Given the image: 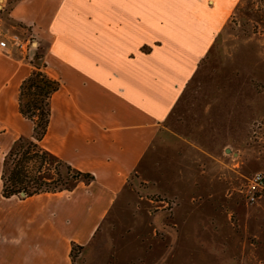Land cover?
<instances>
[{
    "label": "crops",
    "instance_id": "obj_1",
    "mask_svg": "<svg viewBox=\"0 0 264 264\" xmlns=\"http://www.w3.org/2000/svg\"><path fill=\"white\" fill-rule=\"evenodd\" d=\"M241 1L3 0L4 27L44 46L43 71L59 83L40 146L93 180L24 199L3 198L0 181V264H72L73 248L81 249L76 264L113 263L116 247L102 230L131 175L157 148L168 151L167 140L176 152H204L168 120ZM32 70L16 49L0 55V149L31 135L17 94ZM216 110L231 118V108ZM213 150L235 156L230 145ZM179 157L177 184L192 167Z\"/></svg>",
    "mask_w": 264,
    "mask_h": 264
},
{
    "label": "rangeland",
    "instance_id": "obj_2",
    "mask_svg": "<svg viewBox=\"0 0 264 264\" xmlns=\"http://www.w3.org/2000/svg\"><path fill=\"white\" fill-rule=\"evenodd\" d=\"M19 39L33 44L19 52L25 62L41 68L44 46L32 37ZM34 57H40L38 65ZM188 86L169 128L204 144V152L185 153L181 145L176 152L167 140L168 151L157 148L150 165L131 175L117 213L103 226V240L116 247L113 263L104 264H264V192L253 203L246 198L248 180L264 175V0L237 5ZM220 107L231 108L230 119ZM12 144L1 145L0 173ZM224 144L235 156L213 150ZM178 154L192 167L184 165L185 178L177 184ZM80 250L75 248L73 264Z\"/></svg>",
    "mask_w": 264,
    "mask_h": 264
},
{
    "label": "trees",
    "instance_id": "obj_3",
    "mask_svg": "<svg viewBox=\"0 0 264 264\" xmlns=\"http://www.w3.org/2000/svg\"><path fill=\"white\" fill-rule=\"evenodd\" d=\"M39 58L34 57V64ZM41 68H44V62ZM41 68L35 65L31 74L18 88V113L31 122L33 127L31 135L21 136L15 140L3 157L0 175L1 196L6 199L14 196L24 199L44 193L70 191L74 188L73 184L80 180L85 183L93 180L90 174L73 170L40 146L46 135L51 115L49 100L59 89V83ZM52 165H54L53 169L50 168ZM45 166L48 169L44 170ZM62 168L65 170L64 174L61 172ZM74 250L75 248L71 253L72 260Z\"/></svg>",
    "mask_w": 264,
    "mask_h": 264
},
{
    "label": "built area",
    "instance_id": "obj_4",
    "mask_svg": "<svg viewBox=\"0 0 264 264\" xmlns=\"http://www.w3.org/2000/svg\"><path fill=\"white\" fill-rule=\"evenodd\" d=\"M0 11L3 10V2L0 0ZM32 43L22 41L15 34H9L2 27L0 22V55L5 54L11 49H16L19 52H28L32 48ZM246 198L250 203L255 202L259 197H261L264 192V175L261 173L254 174L249 180L246 186Z\"/></svg>",
    "mask_w": 264,
    "mask_h": 264
},
{
    "label": "water",
    "instance_id": "obj_5",
    "mask_svg": "<svg viewBox=\"0 0 264 264\" xmlns=\"http://www.w3.org/2000/svg\"><path fill=\"white\" fill-rule=\"evenodd\" d=\"M21 196H23V195H21Z\"/></svg>",
    "mask_w": 264,
    "mask_h": 264
}]
</instances>
